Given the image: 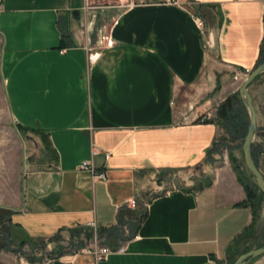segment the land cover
I'll return each instance as SVG.
<instances>
[{"label": "crops", "instance_id": "crops-1", "mask_svg": "<svg viewBox=\"0 0 264 264\" xmlns=\"http://www.w3.org/2000/svg\"><path fill=\"white\" fill-rule=\"evenodd\" d=\"M89 3L0 0L8 111L47 139L23 178L12 241L36 245L94 223L116 233L101 244L114 252L99 260L81 248L45 264H228L254 219L231 169L198 191L153 194L169 173L209 169L219 135L209 93L260 65L264 0H121L101 29Z\"/></svg>", "mask_w": 264, "mask_h": 264}, {"label": "rangeland", "instance_id": "rangeland-1", "mask_svg": "<svg viewBox=\"0 0 264 264\" xmlns=\"http://www.w3.org/2000/svg\"><path fill=\"white\" fill-rule=\"evenodd\" d=\"M131 1L123 0L127 4ZM120 3L121 0H90L89 7L90 11H93V18L95 17V29L103 27L102 12L107 7H117ZM106 23L105 27L108 29L111 22L107 21ZM1 44L0 39V51ZM262 52L264 58V46ZM262 60L264 63V59ZM248 75L235 82L234 85L217 84L213 92L209 93L214 100L210 106L214 112L208 118L216 121L219 126V135L216 142L213 143L214 146L208 160L209 169L198 168L188 172L169 173L160 178L162 189L153 194L158 196V194L179 188L198 191L207 185H212L214 172L226 167L231 169L237 177L241 175L244 180L250 183L253 190L257 187L254 190L257 193L254 194V197L252 196L251 200L254 203L253 222L229 252L228 264H234L240 256L264 246V193L260 190L255 177L248 170L243 153V144L250 123L249 113L243 102V108L235 105L236 100L242 101L239 90ZM258 79L262 80V75L249 86L257 115L260 113L258 134L253 144L252 154L259 170L264 175V86L261 83L258 85ZM8 110L4 84L0 78V264H45L50 259L58 258L63 254L92 247L96 238L99 246H102L101 244L104 242L102 239L105 238L106 241L116 237V233L110 231L104 234L100 231L95 233L81 230L68 235L60 234L50 241L39 242L36 245H20L12 241L11 234H9L10 217L21 206L23 178L28 171V164L36 156H42V151H45L43 149L46 147V138L44 134L35 135L20 130ZM230 111L235 113L231 118L228 117ZM144 210L142 207L140 213L134 215L137 221L144 218ZM116 231L120 236L121 233ZM263 257L264 255L248 264H262Z\"/></svg>", "mask_w": 264, "mask_h": 264}, {"label": "water", "instance_id": "water-1", "mask_svg": "<svg viewBox=\"0 0 264 264\" xmlns=\"http://www.w3.org/2000/svg\"><path fill=\"white\" fill-rule=\"evenodd\" d=\"M263 74H264V63L258 65L251 73H249L248 77L240 87L239 94L242 100L241 102H243L244 106L246 107L250 118L248 133L243 144L245 164L248 170L251 172V174L255 177L260 190L264 193V175L261 172V170H259V167L257 166L252 154L253 144L258 134V129H257L258 115H257L256 107L254 106L253 103V98L249 91V86L259 76ZM263 255H264V246L240 256L239 259L234 264H248L254 259L261 257Z\"/></svg>", "mask_w": 264, "mask_h": 264}, {"label": "built area", "instance_id": "built-area-1", "mask_svg": "<svg viewBox=\"0 0 264 264\" xmlns=\"http://www.w3.org/2000/svg\"><path fill=\"white\" fill-rule=\"evenodd\" d=\"M167 1L171 4H178L180 0H167ZM234 80L235 82L240 81L242 80V77L235 74ZM199 119L201 120V118ZM202 121H204V119H202ZM81 168L90 171L93 174L94 178L96 179H106V174L104 172H98L96 168L94 167V165L89 161L83 162L81 165ZM136 206H137V202H135V200L132 201V207L135 208ZM90 226L95 228L93 231L97 233L95 224L91 223ZM119 250L122 251L124 250V248H121ZM84 251L93 253L96 256V258L99 260L104 259L108 255H110L112 252H114V250L108 246H99L97 238L95 239V244L92 245V247L85 249Z\"/></svg>", "mask_w": 264, "mask_h": 264}, {"label": "trees", "instance_id": "trees-1", "mask_svg": "<svg viewBox=\"0 0 264 264\" xmlns=\"http://www.w3.org/2000/svg\"><path fill=\"white\" fill-rule=\"evenodd\" d=\"M262 59H264L263 58V52H262ZM261 59V63L263 62V60ZM260 63V64H261ZM240 100H236V102H235V105L237 104L239 107H241V108H243V105H242V102H239ZM235 115V113L234 112H229V115H228V117H233ZM46 141H47V139H46ZM238 178H239V181H240V184H242V186L244 187V189H245V191H246V194H247V200L246 201H244V202H242L241 204H244V205H250L251 207H252V210H253V214H254V208H253V201H251L252 200V198L254 197V194H256L257 192L255 191L254 192V190L257 188H254V190L251 188V185H250V183H248V181H246V180H244L243 178H242V176L240 175V176H238ZM253 191V192H252ZM253 196V197H252ZM251 202H250V201ZM21 245H26V243H21Z\"/></svg>", "mask_w": 264, "mask_h": 264}]
</instances>
